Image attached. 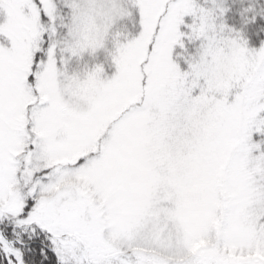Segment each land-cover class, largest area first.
Masks as SVG:
<instances>
[{
	"label": "snow or ice",
	"instance_id": "6c2138e0",
	"mask_svg": "<svg viewBox=\"0 0 264 264\" xmlns=\"http://www.w3.org/2000/svg\"><path fill=\"white\" fill-rule=\"evenodd\" d=\"M0 264H264V0H0Z\"/></svg>",
	"mask_w": 264,
	"mask_h": 264
}]
</instances>
